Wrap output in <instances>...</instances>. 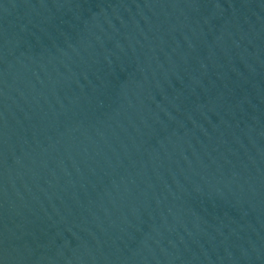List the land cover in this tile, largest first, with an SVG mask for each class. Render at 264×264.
I'll use <instances>...</instances> for the list:
<instances>
[{
	"label": "water",
	"instance_id": "obj_1",
	"mask_svg": "<svg viewBox=\"0 0 264 264\" xmlns=\"http://www.w3.org/2000/svg\"><path fill=\"white\" fill-rule=\"evenodd\" d=\"M0 264H264V0H0Z\"/></svg>",
	"mask_w": 264,
	"mask_h": 264
}]
</instances>
